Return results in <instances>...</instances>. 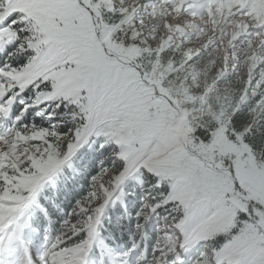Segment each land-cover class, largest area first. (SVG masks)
Listing matches in <instances>:
<instances>
[{"label": "snow or ice", "instance_id": "snow-or-ice-1", "mask_svg": "<svg viewBox=\"0 0 264 264\" xmlns=\"http://www.w3.org/2000/svg\"><path fill=\"white\" fill-rule=\"evenodd\" d=\"M0 264H264V0H0Z\"/></svg>", "mask_w": 264, "mask_h": 264}, {"label": "rangeland", "instance_id": "rangeland-1", "mask_svg": "<svg viewBox=\"0 0 264 264\" xmlns=\"http://www.w3.org/2000/svg\"><path fill=\"white\" fill-rule=\"evenodd\" d=\"M159 224H163V221L162 220L159 221ZM156 226H157V223L154 221L153 226L148 230L147 244L149 245V254H150L151 246L155 245V243H156V236H157ZM142 247H143V244H142ZM195 252H196V248L194 247V248L190 249L189 254H192Z\"/></svg>", "mask_w": 264, "mask_h": 264}]
</instances>
